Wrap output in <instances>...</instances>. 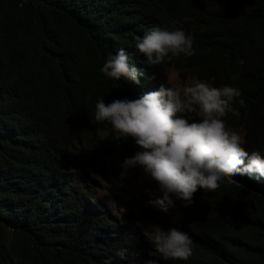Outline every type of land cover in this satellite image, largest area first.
Wrapping results in <instances>:
<instances>
[{
	"label": "trees",
	"instance_id": "trees-1",
	"mask_svg": "<svg viewBox=\"0 0 264 264\" xmlns=\"http://www.w3.org/2000/svg\"><path fill=\"white\" fill-rule=\"evenodd\" d=\"M154 27L191 35L193 54H169L149 65L134 90L131 80L102 73L108 56L121 48L132 66L143 58L148 64L136 44ZM166 66L213 85L222 78L242 93L233 105L238 112L256 108L247 106V97L264 88V0H0V85L22 96L15 121L0 131V264L141 263V237L120 234L100 200H89L93 192L74 183L68 162L79 155L95 167L92 156L105 143L95 134L106 130L116 138L110 122L95 120L99 99L110 104L155 91ZM224 119L236 124L232 113ZM115 140L126 153L139 151L130 137ZM244 140L264 156V131L254 127ZM77 142L87 144L78 155L68 150ZM244 181L224 178L215 191L194 194V211L202 216L196 237L216 239L207 251L193 241L186 264H199L201 254H208V264H264V198ZM227 198L253 214L258 232L237 239V248L228 245V220L216 204Z\"/></svg>",
	"mask_w": 264,
	"mask_h": 264
},
{
	"label": "clouds",
	"instance_id": "clouds-1",
	"mask_svg": "<svg viewBox=\"0 0 264 264\" xmlns=\"http://www.w3.org/2000/svg\"><path fill=\"white\" fill-rule=\"evenodd\" d=\"M136 48L147 56L148 64L143 58V64L137 68L132 66L129 55L121 48L117 55L108 56L102 66V73L115 80L121 77L131 80L129 84L134 90L140 80L150 73L149 65L162 64L169 54L191 56L193 37L182 29L154 27L142 38H137ZM166 67L176 70L172 66ZM166 67L161 71L162 80L161 84H157V90L138 99H116L110 104L101 98L95 105V120L110 122L116 138L109 137L107 131L102 130L106 131V136L100 139L105 143L101 149H97L95 167L90 169L96 168L94 172L106 179L105 170L98 165L108 153L105 146L116 144L115 139L126 140L130 137L139 151L129 154L118 145L125 157L120 164L121 179L128 175L129 170L141 168L144 175L159 186L160 194H153L148 200L150 206L165 214L176 207L177 201L189 208L185 210L186 217L182 223L172 220L161 222L160 228L154 226L151 241L138 230L113 218L121 226V232L118 230L122 236L128 238L135 233L141 237L143 244L140 264H186L191 260L192 243L198 240L194 229L202 219L194 211L193 204L194 194L199 189L215 191L224 178L233 182L244 178V182H250L255 192L264 198V156L247 147L244 140L245 132L254 127L264 131V112L262 107H258L264 106V88L253 97H247L250 101L247 106L256 108L238 112L233 105L236 98L242 95L239 88L225 85L222 78L213 85L207 81H195L194 77L191 85L167 87L163 74ZM259 95H262L263 100L255 101ZM21 97L13 86L0 85V131L15 121L16 107H19ZM239 104L244 106L245 101L240 99ZM229 113L236 118L233 126L228 125L224 119ZM95 135L100 137V133ZM94 139V143L99 140ZM30 143L35 141L31 140ZM71 178L74 181L72 175ZM84 187L88 192H93ZM216 204L228 220L226 229L229 246L237 248L241 246L237 239L250 240L254 239L253 234L258 236L254 216L243 205L229 198ZM191 219H194L193 225ZM215 237L216 234L198 241L207 251L208 246L214 247L212 242ZM125 251L121 250L117 255L123 258ZM197 261L199 264H208V254H201ZM104 264H112V259L105 260Z\"/></svg>",
	"mask_w": 264,
	"mask_h": 264
},
{
	"label": "rangeland",
	"instance_id": "rangeland-1",
	"mask_svg": "<svg viewBox=\"0 0 264 264\" xmlns=\"http://www.w3.org/2000/svg\"><path fill=\"white\" fill-rule=\"evenodd\" d=\"M164 82L167 87H180L191 85L193 78L182 79L176 70L166 67L163 71ZM195 119L199 117L194 116ZM106 131L100 132L99 138H104ZM95 142V139L90 141ZM87 144L85 142L74 143L70 150L75 154L85 151ZM108 153L98 165L105 170L106 179L97 175L91 170L81 156L72 157L68 162L70 167L68 172L74 178L76 183H81L93 190L94 199L100 200L101 207L109 211L112 218L120 223L138 230L144 237L150 241L154 226L160 228L161 222L175 220L182 223L186 217L185 210L188 207L183 206V202L177 201L176 207L170 209L167 214L158 211L148 204L151 195H159V186L150 177L144 175L141 168L129 170L126 177L121 179L122 169L120 164L125 159L121 148L116 144L105 146ZM97 161V155L92 156ZM92 177V179H89Z\"/></svg>",
	"mask_w": 264,
	"mask_h": 264
}]
</instances>
